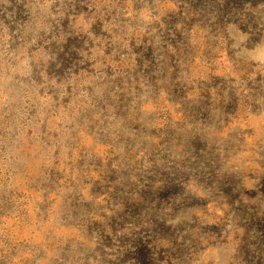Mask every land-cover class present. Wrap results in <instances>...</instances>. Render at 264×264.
<instances>
[{
  "label": "rangeland",
  "instance_id": "obj_1",
  "mask_svg": "<svg viewBox=\"0 0 264 264\" xmlns=\"http://www.w3.org/2000/svg\"><path fill=\"white\" fill-rule=\"evenodd\" d=\"M0 264H264V0H0Z\"/></svg>",
  "mask_w": 264,
  "mask_h": 264
}]
</instances>
